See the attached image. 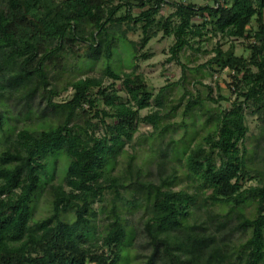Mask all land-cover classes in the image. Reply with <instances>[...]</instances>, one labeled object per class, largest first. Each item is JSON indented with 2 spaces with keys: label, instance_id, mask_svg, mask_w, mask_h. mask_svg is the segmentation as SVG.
<instances>
[{
  "label": "trees",
  "instance_id": "1",
  "mask_svg": "<svg viewBox=\"0 0 264 264\" xmlns=\"http://www.w3.org/2000/svg\"><path fill=\"white\" fill-rule=\"evenodd\" d=\"M2 1L0 98L15 99L22 107L21 115H30L33 107L46 102L47 107H37L40 115L54 116L59 122L19 130L6 138L0 152V264L121 263L128 233L116 204L126 178L112 176L108 167L140 122L157 128L161 118L159 112L140 117L141 111L151 106L153 94L136 63L130 72L112 68L117 45L113 35L119 33L125 40L139 28L142 51L157 36L155 26L163 37L173 38L169 52L174 57L219 36L228 42L241 40L249 57L236 55L232 44L223 50L218 42L206 64L232 72L234 92L243 99L217 114L215 128L186 152L189 177L200 182L199 189L210 193L202 199L185 190L175 191V176L162 177L158 184H139L146 190L149 215L144 229L150 253L144 264H264V181L245 188L250 174L244 145L249 131L248 104L264 127V0H212L213 6L203 7L180 3L160 20L157 17L165 0H118L117 4L114 0ZM121 10L125 14L118 17ZM75 44L87 45L94 59H104L107 64L100 76L68 83L63 91L71 88V97L56 103L61 92L51 82L50 70H58L62 55L71 52ZM106 80L111 83L105 85ZM116 82H120L126 101ZM99 102L109 110H98ZM197 104V100H188L185 115ZM157 105H162L160 98ZM85 107L95 109L96 117L102 114L101 136L91 120L85 126L80 124ZM5 120L0 111V133L5 131ZM59 155L68 163L61 181L49 184L51 214L35 220L34 200L45 185L44 178L53 177L54 164L51 167L49 162ZM108 193L114 195L113 207L109 223L99 232L94 226L95 205ZM250 198L255 199L254 216L248 218L242 212L228 231L221 216L208 215L200 221L193 214L200 202L230 204L234 210ZM68 214L74 216L71 222L65 219ZM238 232L248 237L234 252L232 262L231 246Z\"/></svg>",
  "mask_w": 264,
  "mask_h": 264
},
{
  "label": "rangeland",
  "instance_id": "2",
  "mask_svg": "<svg viewBox=\"0 0 264 264\" xmlns=\"http://www.w3.org/2000/svg\"><path fill=\"white\" fill-rule=\"evenodd\" d=\"M115 4L118 0H114ZM160 15L157 17L167 18L175 11V4L194 3L203 7L213 6L212 0H165ZM3 1L0 0V8ZM140 11H135L138 14ZM125 10L118 13L122 17ZM125 28V27H123ZM136 32H130L124 40L119 33H114L116 47L113 51V58L110 62L112 68L117 72H130L133 66L137 65L138 72L144 77L153 94L151 106L141 111L140 117L159 112L160 120L158 127L154 128L147 122H140L137 129L133 131L131 140H125L121 147L120 154L110 161L108 167L112 176H124L126 178L125 189L121 190V199L117 201L119 213L127 226V249L120 264H144L145 257L150 253L148 238L144 229V223L148 218L146 210V190L141 189L139 184L152 182L160 183L161 178L175 176L172 189L175 191L185 190L190 194H196L202 199L210 193L200 188L197 179L189 177L185 161L186 152L201 143L210 131L215 128V117L222 111L229 109L232 104L242 103L243 99L234 92L236 80L231 76L229 70L220 71L218 67L206 65L213 57V49L218 42L222 44L223 50H228L235 46V54L249 57V51L244 48L241 40L228 42L226 39L214 37L206 39L199 45H194V49H185L179 57H174L169 50L172 47L173 38L163 37L159 27L155 26L153 31L157 36L153 37L148 45L141 51L139 43L142 33L139 28ZM131 42L134 44L132 45ZM200 47L201 50L197 51ZM139 51V53L137 52ZM147 55L148 58H142ZM137 57V61L133 60ZM104 59L96 60L88 46L85 44H75L71 47V52H64L58 62V70H50L51 82L61 92L54 102L61 103L67 101L72 95V89L63 91V88L73 81L87 77L100 76L106 67ZM241 79V76L237 78ZM110 80L105 81L109 85ZM246 86V84L244 85ZM115 87L120 90L119 94L123 101L126 95L121 91L120 82H116ZM157 98H160L161 106L157 105ZM239 98V99H238ZM40 98H38V101ZM188 100H197L193 110L186 116L185 110ZM39 109L47 107L46 102H42ZM37 107H33L30 115L18 114L22 108L15 99L8 96L0 98V111L6 117L5 131L0 133V152L4 148L7 137H12L23 128L41 129L43 124L58 123L59 119L54 116L42 117ZM98 110H109L104 104L98 103ZM49 113L53 110L48 109ZM246 125L249 129L245 140V147L248 151L249 177L245 182V188L257 186L259 181H264V138H262L263 123L258 114L254 113V108L248 104L245 109ZM96 110L85 107L82 111V121L85 126L87 120L95 124L96 134L101 136L104 128L102 126V114L96 117ZM46 120V121H44ZM111 123L110 119H106ZM53 122V123H52ZM44 125V126H45ZM68 163L65 156L59 155L52 158L49 165L53 167V177L44 178V186L34 200L33 216L35 220L43 219L51 214V197L49 184H58ZM218 163V161H217ZM114 195L108 193L102 202L97 203L95 208L98 212L94 226L97 231L105 230L109 223V213L113 207ZM255 199H249L241 203L238 208L232 209L230 204H204L200 202L193 210V214L198 220L203 221L208 215L221 216V222L227 223V231L233 228L238 217L244 212L245 216L252 218L255 214ZM67 221H72L74 216H65ZM248 234L235 233L232 243V254L230 261H234L235 251L247 239Z\"/></svg>",
  "mask_w": 264,
  "mask_h": 264
}]
</instances>
